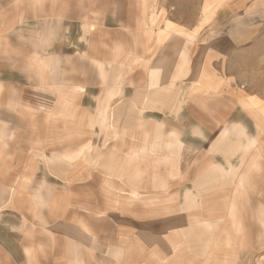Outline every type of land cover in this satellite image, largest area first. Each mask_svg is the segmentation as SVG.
Wrapping results in <instances>:
<instances>
[{
	"label": "crops",
	"instance_id": "crops-1",
	"mask_svg": "<svg viewBox=\"0 0 264 264\" xmlns=\"http://www.w3.org/2000/svg\"><path fill=\"white\" fill-rule=\"evenodd\" d=\"M216 1L198 0L196 13L188 15L165 1L158 7H164L166 14L157 16L143 0H135L133 14H122L112 22L107 15L102 21L90 16L93 11L83 14L89 18L84 17L82 25L90 45L117 47L113 60L121 62L122 69H134L141 86L199 87L184 92L180 99L184 108L175 112L176 117L170 110L150 111L148 118L166 124L164 133L171 128L179 133L180 142L173 145L180 146L182 157L180 153L160 156L147 159L149 164L128 153L126 127L118 145L100 143L93 157H86L94 147L89 122L72 105L83 85L47 76L46 70H58L56 61L46 64L43 48L32 52L26 47L19 52L10 43V27L24 17H48L72 31L71 22L64 20L68 14L62 0H21L0 10V264H207V252L200 250L206 239L201 214L215 216L214 239L219 244L218 250L210 246V252L229 254L227 262L240 260L249 229L256 239L262 238L264 110L260 108L264 98L254 92L246 99L238 88L257 86L264 79V69L260 73L254 65L264 63V0ZM236 10L238 15L233 14ZM16 54H21L19 61L35 85L31 91L23 90L27 101L10 109L16 101L10 87L15 83L21 87L14 75ZM102 54L106 60L109 53L103 50ZM229 63L237 66L229 67L230 75L224 72ZM222 86H236L229 100L241 105L247 118L262 124L261 137L243 160L238 151L227 160L228 151L236 152L234 144L204 141L203 136L212 135L210 129H217L223 119L222 112L218 116L209 109L210 96H225ZM46 94L48 108L28 102ZM174 117L177 126L169 120ZM192 134L203 141H187L185 135ZM162 148L159 144L156 150ZM190 151L193 157L186 158ZM143 167L149 171L145 180ZM128 171L134 175L129 179L135 184L133 191L127 190ZM227 178L230 184H223ZM143 182L151 193L145 203L152 215L145 219L156 223V228L143 224ZM247 198L263 201L249 207L240 201ZM191 199L193 209L188 204ZM249 209L261 212L263 218L248 229L243 215L248 216ZM147 227L155 229L154 233ZM186 231L190 234L185 235ZM228 237L232 245L224 247ZM263 252L258 264H264Z\"/></svg>",
	"mask_w": 264,
	"mask_h": 264
},
{
	"label": "rangeland",
	"instance_id": "rangeland-1",
	"mask_svg": "<svg viewBox=\"0 0 264 264\" xmlns=\"http://www.w3.org/2000/svg\"><path fill=\"white\" fill-rule=\"evenodd\" d=\"M9 1L0 0V10L6 8L8 4H10L11 7V5L15 2H21V0ZM165 1H170L175 4L177 9L181 10V14L188 15V13H192L193 10L194 14L197 11L198 0H143L148 7V9H146L149 11L152 9L151 11H153V14H156L157 12V16L166 14V9L164 7H158L161 2ZM221 1L224 0H217L216 4H221ZM62 2L63 11L67 10L68 14V17H64V20L66 19L71 22L72 31L68 32L65 25H62L61 22L59 25H56L55 23H58L59 21L53 19L49 20L48 17H45L44 19L24 17L20 20V22L16 23L13 28L10 27L11 35L13 36L10 38V43H12L15 50H18L19 52H23L28 47H30L32 52H39L40 47L43 48L44 52L42 51L41 54L45 53V55L42 54V56L45 57L46 64L56 61L54 65H56V70H58H46L45 72L47 76L52 78L59 77L63 83H67L69 85H83L82 88L79 87L82 91L74 97L72 105L74 110L81 111L83 113L82 120L85 122L88 121V126L91 127L94 124L93 128L89 127V130H91L90 138L91 141L93 140L94 147L92 151L86 152V157H93L96 150H98L97 146L100 143L104 145L107 144V146L118 145L117 143L119 142V138L123 135L122 133L124 127H126L128 137L130 138L127 145L131 148V151L128 153L132 158L136 155L137 157L142 158L144 164H149L150 162H147V159H157L160 158V156H166V158H168L167 156L178 155V153H180V157H182V150L179 152L180 146L173 145L174 142H180L178 140V138H180L179 133L177 134V132H174L172 128L170 129V132L164 133L163 131L166 130V124H161V122L148 118V116H150V111L152 110H155L156 112H160L159 110L164 112L170 110L176 117L177 115L175 112L181 111V109L184 108L181 105L182 102H180L184 92L186 90L192 91L199 87L141 86L140 83L142 80L140 79V76L136 75L134 69H129V66L128 68L122 69L121 62L119 63L117 60H113L115 56L114 51L118 54V48L106 47L99 45L98 43L90 45L89 36L86 34L82 25L84 17L89 19L83 15L87 12V10L93 11L94 13H90V16H96V18L100 19V21L103 20L104 15H107L108 22H112L113 18L117 19L122 14H133L135 11V0H62ZM214 2L215 1H213L212 4ZM87 3L89 5H87ZM248 5L249 3L247 6ZM183 6L185 7L186 12L183 11ZM213 8L214 6L211 10H213ZM233 14L238 15V10L233 11ZM209 15H211V13L209 14L208 12V16ZM94 24L96 25V23ZM56 27L59 28L57 31H49ZM103 50L106 53H109L105 56L106 60H104L102 54ZM56 51L60 53H54ZM52 55L57 56L58 59H52ZM15 57L16 61L14 63L17 71L14 72V75L16 79L20 81L21 87H16V83L14 87H10V94H13V100H16L13 104H10V109H16L17 107H13H15L17 102L22 103L27 101L24 99L25 96L23 94V90L25 89L31 91L33 90L32 85H35L33 80L32 82L29 81V78L26 75V67L24 68L19 61L21 54H16ZM110 57L112 60H109ZM254 65L259 69L258 72L263 73L264 63H255ZM230 66L237 67L236 65H231L229 63L228 70H224V72H227L226 74L229 75ZM58 67H60V69H58ZM251 67L253 68V66ZM177 73L182 74L181 71H178ZM243 76L245 77V75ZM222 87L225 91H223L225 96L220 99L210 96L213 103L209 101L211 104L209 109L218 116V111L222 112L224 117L222 116L223 119L220 121L217 129H210L213 131L212 135L203 136L205 138L204 141H208L209 143L211 140H217L219 142L218 144H234L236 152L228 151L227 160H229L230 157L232 159L237 151L240 154V160H243L247 152L250 150V146L261 137L260 134L262 124L257 120L249 117L247 118L241 108V105H238L235 101L229 100L233 98L235 94L233 88L236 86ZM238 90L241 91V94H244L246 99H248L247 96L249 94L254 92L264 98V79L257 81V86L243 84L240 88H238ZM49 98L50 97L46 94V98H41V100L36 98L34 102H28L34 104V106L46 105V108H48L50 105L48 101ZM206 98L210 100L208 96ZM239 98H241V96H239ZM1 105L2 104H0V106ZM246 108L251 109L252 105L246 102ZM260 110H264V107L260 108ZM175 117L169 119L173 126H177ZM178 119H176V121H178ZM154 122L155 124H153ZM168 125L170 128L171 124ZM119 126H121V130L119 129ZM84 127H87V123L84 124ZM207 131L210 132L208 129ZM185 137L187 141L192 144H200V142L203 141L199 138L201 136L198 137L195 134H192L189 138L186 135ZM115 142L116 144H114ZM135 143H137L136 146L134 145ZM152 144H154V146L150 148V145ZM159 144H162L163 148L161 150H156ZM189 157H193V151H190V155L188 154L186 156V158ZM229 169L231 168L227 167V170ZM143 170L142 178L145 180L149 176V171L146 167H143ZM130 177L134 178V175H132L131 171H128L127 190L133 191L134 189H131V185L135 184L129 180ZM229 180L230 179L227 178V181L223 184H230ZM142 184L144 185V198L142 200L144 205V218H142L143 224L145 226L153 225L155 226L154 228H156V223L151 224L145 219L146 217L152 215L149 205L145 203L151 193L150 191H147L148 188H145L148 184H145L144 182L141 183V185ZM240 201L248 203L249 207H257L259 205L258 201H261L262 203L263 200L247 198ZM188 204L189 208L193 209L194 199L188 201ZM249 210L248 216L245 214L243 215V223L247 224L248 229L251 227L249 224L259 222L263 218L261 212H254L252 209ZM153 211L155 212V210ZM191 212L193 214L189 217L190 222H193L192 218L194 217V211L192 210ZM201 216H203L201 222L206 229V239L205 245L204 242H202V245L200 244V250L202 253L205 251L207 252V264H234L226 261V259H229V254L223 253L215 255L214 252H210V246L212 245L217 247L218 250L219 243H215L214 239L216 227L214 226V223L216 222V218L214 215L205 216L204 214H201ZM225 217L226 215L221 217V219H224ZM192 226L193 225H191V227ZM148 230L152 234L155 231V229L151 228H148ZM188 234H190L189 231H186L185 235ZM247 236L248 240L246 242V248L243 249V253L240 255V260L238 262L235 261V264H253V261L256 262L255 264H258V262H260L258 256H260L261 251H264V233H262V238L257 237L256 239L253 231L249 229ZM258 240L261 241L258 242ZM260 244L262 246H260ZM231 245L230 238L228 237V240L224 241V247H231ZM202 246L204 248H202ZM262 257L264 258L263 255Z\"/></svg>",
	"mask_w": 264,
	"mask_h": 264
}]
</instances>
